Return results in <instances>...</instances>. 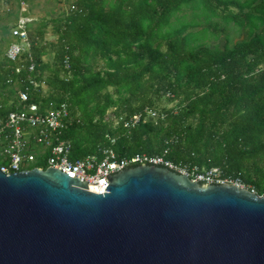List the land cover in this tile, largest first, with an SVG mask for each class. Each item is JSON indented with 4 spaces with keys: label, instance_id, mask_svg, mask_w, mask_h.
Wrapping results in <instances>:
<instances>
[{
    "label": "trees",
    "instance_id": "1",
    "mask_svg": "<svg viewBox=\"0 0 264 264\" xmlns=\"http://www.w3.org/2000/svg\"><path fill=\"white\" fill-rule=\"evenodd\" d=\"M185 7L189 20L176 17ZM8 16L0 13V21ZM213 19L233 24L242 38L210 47L207 28L188 32ZM52 22L56 42H44L45 20L30 33L36 74L46 85L33 98L43 108L70 106L60 137L71 144L72 160L105 148L120 158L168 148L173 162L219 167L264 195V0H75ZM4 51L0 116L12 110L15 86L28 74L26 57L10 62ZM48 53L51 62L43 59ZM165 100L176 103L162 107ZM145 107L164 119L123 127L120 117Z\"/></svg>",
    "mask_w": 264,
    "mask_h": 264
},
{
    "label": "water",
    "instance_id": "2",
    "mask_svg": "<svg viewBox=\"0 0 264 264\" xmlns=\"http://www.w3.org/2000/svg\"><path fill=\"white\" fill-rule=\"evenodd\" d=\"M107 177L101 195L0 170V264H264V195L144 164Z\"/></svg>",
    "mask_w": 264,
    "mask_h": 264
},
{
    "label": "built area",
    "instance_id": "3",
    "mask_svg": "<svg viewBox=\"0 0 264 264\" xmlns=\"http://www.w3.org/2000/svg\"><path fill=\"white\" fill-rule=\"evenodd\" d=\"M73 8V7H72ZM0 13L15 14V20L9 25L11 38L5 48L4 57L10 62L27 59L25 81L19 80L15 86V95L9 101L12 110L0 116V170L10 174L31 168L56 169L79 181L87 183L88 191L101 194L111 176L129 167L152 165L168 168L185 175L192 182L229 184L242 189H249L239 176H226L219 167H199L190 162L176 163L167 158L169 149L160 154L135 153L120 158L111 148L98 151L77 159H71V144L61 139V130L70 121L71 109L67 102L54 107L43 108L33 96L38 90L45 91L46 85L38 80L36 65L32 54V24L35 19L29 14L28 0H0ZM64 68L69 69V57L64 58ZM22 67L16 68L19 73ZM164 113L145 107L129 117L119 120L126 129L137 125L142 119H164ZM40 163L44 167L39 166ZM93 183V184H92Z\"/></svg>",
    "mask_w": 264,
    "mask_h": 264
},
{
    "label": "rangeland",
    "instance_id": "4",
    "mask_svg": "<svg viewBox=\"0 0 264 264\" xmlns=\"http://www.w3.org/2000/svg\"><path fill=\"white\" fill-rule=\"evenodd\" d=\"M75 0H34V3L29 2V14L32 16L36 21H34V24H32L31 28L34 29L37 27L40 21L45 20L48 22V27L46 28V34L44 38L45 43H52L56 42L57 37L55 34V27L57 24H54L52 22L53 18H57L59 16H63L67 14L68 10H70V6L73 4ZM62 4V5H59ZM32 7V8H31ZM198 13V12H196ZM46 15V16H45ZM12 19L14 18L12 15H10ZM184 16L185 20H189L192 17V10L189 7L183 8L181 11H179L176 14V17L182 18ZM9 17V16H8ZM10 18H8V21H0V56H2L3 51L5 50V45L11 38L9 37L8 32L2 31L3 26H7L9 28ZM175 20V17L173 18V21ZM203 28L208 29V37L205 40V43L213 47L215 45L219 47H223L225 43V37L229 38L230 45H233L235 42L239 41L242 38L241 33L236 30V28L233 26V24H230L228 26L224 25L222 20L220 19H213L212 23H205L203 20L200 21V24L196 28H190L188 32L192 31H199ZM213 28H216L215 30ZM174 27L172 26L169 28L170 31H172ZM38 41V40H37ZM53 58V55L51 53H48L43 56V59L47 62H51ZM48 72H45V75H47ZM176 103L172 102L169 103L168 101H161V106L170 107ZM112 116L111 114L109 115ZM39 166L44 167L43 163H40Z\"/></svg>",
    "mask_w": 264,
    "mask_h": 264
},
{
    "label": "crops",
    "instance_id": "5",
    "mask_svg": "<svg viewBox=\"0 0 264 264\" xmlns=\"http://www.w3.org/2000/svg\"><path fill=\"white\" fill-rule=\"evenodd\" d=\"M29 2H30V0H29ZM31 2L32 3H34V0H31ZM59 5H62V4H59ZM32 8V7H31ZM12 16H16L15 14H13ZM8 18H10L9 20H10V22L12 21V17L11 16H9V17H3V20H2V18H1V22L3 21L4 23H6L5 21H8ZM36 21V20H35ZM13 22V21H12ZM34 24V23H33Z\"/></svg>",
    "mask_w": 264,
    "mask_h": 264
},
{
    "label": "bare ground",
    "instance_id": "6",
    "mask_svg": "<svg viewBox=\"0 0 264 264\" xmlns=\"http://www.w3.org/2000/svg\"><path fill=\"white\" fill-rule=\"evenodd\" d=\"M46 16V15H45ZM244 43V42H243Z\"/></svg>",
    "mask_w": 264,
    "mask_h": 264
}]
</instances>
